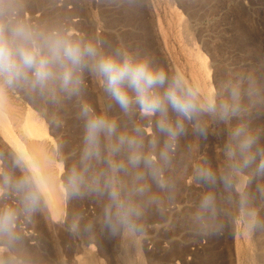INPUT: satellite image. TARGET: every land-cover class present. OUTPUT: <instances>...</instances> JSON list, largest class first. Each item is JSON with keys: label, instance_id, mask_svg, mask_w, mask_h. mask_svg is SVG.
Here are the masks:
<instances>
[{"label": "rangeland", "instance_id": "rangeland-1", "mask_svg": "<svg viewBox=\"0 0 264 264\" xmlns=\"http://www.w3.org/2000/svg\"><path fill=\"white\" fill-rule=\"evenodd\" d=\"M17 21L44 33L99 41L106 54L127 51L170 77L179 73L205 106L227 102L236 88L241 111L227 122L205 112L200 122L206 136L194 130L195 122L184 121L186 131L165 161L160 153L168 137L156 126L159 115L146 117L138 108L125 114L87 70L79 95L69 97L53 86L56 102L0 79L21 117L31 110L44 126L47 136L37 143L63 188L66 211L63 220H53L40 198L38 210L25 214L23 193L13 185L26 178L7 150H0V210L16 211L12 235H0V264H78L79 259L85 264L91 258L98 264H238V256L240 264H264V175L256 172L260 156L232 175L241 191H225L220 179L230 173L224 146L237 125L246 124L257 137L252 153L264 149V0H0V23ZM83 104L114 119L118 135L142 142L137 151L155 157L154 166L162 170L163 188L143 160L136 166L129 162L127 145L113 157L124 165L119 181L140 211L134 229L113 233L107 227L106 193L85 187L73 195L69 190L71 170L82 168ZM168 116L177 119L170 108ZM236 162L242 159L237 156ZM198 170H210L216 182L199 180ZM107 172L103 161L91 162L88 182L98 177L102 186L101 174ZM138 187L145 191L134 192ZM209 192L216 196L214 215L200 209ZM249 210L256 213L254 224Z\"/></svg>", "mask_w": 264, "mask_h": 264}, {"label": "clouds", "instance_id": "clouds-1", "mask_svg": "<svg viewBox=\"0 0 264 264\" xmlns=\"http://www.w3.org/2000/svg\"><path fill=\"white\" fill-rule=\"evenodd\" d=\"M87 70L99 78L104 91L119 105L120 109L129 114L134 108L146 117L159 115L156 126L168 137L165 150L161 151L160 159H168L177 138L186 131L184 121L195 122L194 130L202 136L207 135V128L200 122L205 112L219 121L227 122L241 111L240 92L236 88L230 90V99L220 104L202 105L198 93L188 86L183 77L177 73L169 76L164 70L154 68L147 59L133 56L127 51L116 50L106 54L99 47V41L73 40L57 33H44L33 29L22 21L0 23V79L11 85L21 84L33 92H38L53 102L57 101L55 88L69 97L79 95L83 84L82 73ZM163 89L161 92L160 90ZM169 108L176 113L177 119H169ZM80 115L84 119V132L81 150V169L73 168L68 176V187L73 195H81L82 188L107 194L109 203L105 207V223L113 232L120 229H134V217L140 211L133 204L131 195H125L118 174L124 165L113 157L127 145L131 149L129 162L144 164L151 169L153 178L160 187H165L162 170L154 166L155 157H143L137 149L142 142L135 137L117 134V122L105 113H96L90 105L83 104ZM257 137L247 128L246 124L237 125L229 134L224 146V154L230 161V173L220 177L224 189L231 192L236 189L232 175L238 174L260 156L256 172L264 175V149L252 153L251 149ZM153 145L155 141L151 142ZM106 153V154H105ZM237 156L242 159L238 163ZM93 161H103L108 172L101 186L100 179L93 177L89 183L86 174ZM196 176L205 183L216 182L210 170H198ZM9 180L5 177V184ZM23 193L24 212L31 215L40 205L41 192L33 189L28 179H21L13 185ZM241 191L240 189H236ZM144 187L134 189L143 193ZM264 191V189H261ZM246 204V197L241 196V206ZM203 212L215 214L216 196L209 192L201 200ZM247 215L250 223L256 222V213L249 210ZM16 220V211L12 208L0 210V235H12Z\"/></svg>", "mask_w": 264, "mask_h": 264}, {"label": "bare ground", "instance_id": "bare-ground-1", "mask_svg": "<svg viewBox=\"0 0 264 264\" xmlns=\"http://www.w3.org/2000/svg\"><path fill=\"white\" fill-rule=\"evenodd\" d=\"M45 136L47 133L44 126L37 121L35 114L29 110L22 118L19 109L0 87V150L6 149V153L18 164L19 172L30 181L34 189L40 190V198L51 218L63 220L66 212L63 188L51 174L43 145L37 143ZM93 259L85 264H95L98 261L94 262ZM79 260L78 264H83Z\"/></svg>", "mask_w": 264, "mask_h": 264}, {"label": "crops", "instance_id": "crops-1", "mask_svg": "<svg viewBox=\"0 0 264 264\" xmlns=\"http://www.w3.org/2000/svg\"><path fill=\"white\" fill-rule=\"evenodd\" d=\"M239 260H240V258H239V256H238V264H240Z\"/></svg>", "mask_w": 264, "mask_h": 264}]
</instances>
